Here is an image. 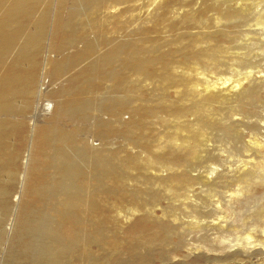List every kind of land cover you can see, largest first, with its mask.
Instances as JSON below:
<instances>
[{
    "label": "rangeland",
    "instance_id": "1",
    "mask_svg": "<svg viewBox=\"0 0 264 264\" xmlns=\"http://www.w3.org/2000/svg\"><path fill=\"white\" fill-rule=\"evenodd\" d=\"M64 1L40 6L26 25L15 22L20 40L1 55L11 62L23 47L30 49L45 22L30 110L0 109L8 150H16L20 128L26 136L15 171L9 173L0 157V264H264V23L257 25L247 11L251 22L229 24L238 18H226V11L236 9L239 0H210L212 9L205 0H134L132 6L124 2L109 9H123L114 28L102 20L106 8L93 24L88 0L80 14L74 13L80 0ZM219 10L223 15L216 18ZM87 44L94 53L79 57ZM194 56H201L199 65L189 71L183 63ZM150 59L158 62L156 69L188 77L202 95L219 91L236 105L243 88L254 92L253 101L243 102L245 117L225 111L221 125L207 130L201 157L181 168L154 160L189 149L163 135L185 121L199 130L206 117L175 118L166 110L190 106L195 96L131 70L130 64ZM20 60L27 68L28 60ZM86 89V101H76L75 92ZM64 98L67 115L59 111ZM118 103L147 114L148 132L118 130L105 142L99 124L123 129L130 123V109L117 120L108 113L107 107ZM219 108L206 112L220 115ZM235 117L240 121L232 126ZM43 133L49 141L41 146ZM144 137L150 151L138 144ZM180 170L196 180L178 195L155 177ZM243 171L250 172L247 181L239 180Z\"/></svg>",
    "mask_w": 264,
    "mask_h": 264
},
{
    "label": "bare ground",
    "instance_id": "2",
    "mask_svg": "<svg viewBox=\"0 0 264 264\" xmlns=\"http://www.w3.org/2000/svg\"><path fill=\"white\" fill-rule=\"evenodd\" d=\"M7 1L8 0H0V58H1V55L3 53H9L12 50L13 44L16 43L18 40H20V35L18 34L17 31H14V29H13L14 23L18 22L21 25H26L28 22L32 21L33 15H35L34 12L36 11L37 8L40 10V6L42 7V5H44L45 7L46 6L49 7V5L52 3V0H9L8 4L6 3ZM60 1H61V3L66 2L64 0H60ZM133 1L134 0H106V1H103V0L102 1L101 0H90L89 1L88 0V4L91 7V9H90L91 10V13H90V20L91 21H90V23L92 22L93 24L94 23L96 24L98 21H100V16H99L98 12L100 9L106 8L108 10V12L103 16L104 19L102 18V20L108 22L109 25H111V27H114V25H115L114 28H117L118 24L121 23V19L118 20L117 16L118 15L121 16V14H122L121 12L123 9L118 10V13H114L112 10H109V9L118 8L119 5H121L124 2H127V3L130 2V5L132 6L131 3H133ZM209 1L210 0H205L206 5H208L206 8L207 9L216 8V5L212 2H211L212 3L211 4ZM262 1L263 0H239V1H237L236 9L226 11L225 17L233 19V16H236L238 19L228 20V21H229V24L232 23V24H235L236 26H238L241 19L245 20L246 22L247 21L251 22L250 19L246 15V12L249 11L251 13V15H253V17H254V18L252 17L253 21H255V23L257 25L263 24L264 23V13H262V12H260V10H258L259 9L258 5L260 3H262ZM257 2H259V3L255 4ZM83 4L86 5L87 2L80 0V3H78V5H75L77 7V8L74 7V13L75 14L81 13L80 7ZM130 5H129V7L131 9ZM127 7H125V9ZM167 9L169 10V8H167ZM188 13H190V12H188ZM221 15H223V11L219 10L218 16L216 18L221 17ZM159 16H161V15H159ZM75 17H77V15H75ZM45 18H46V16L43 15L42 20L45 21ZM216 23H217V20L215 19V24ZM16 25H18V24H16ZM158 25L159 24H157V23L154 24V28H156ZM163 25L174 27V25H176V24L174 23L171 25V24L163 23ZM44 27H45V22H43V24L41 26L42 30L40 31V33H38L34 37V39H33L34 44H31L30 49L23 47V49L20 52H18L17 57L15 59H13L12 61L10 60L11 62H6V60L3 61L1 58L2 61L0 60V109L5 108L6 111H8L10 113H14L16 111L20 112V110L26 111L32 105L31 100L34 97L35 92L37 91L36 86H38L37 85L38 84L37 75H38V72L40 69V55H41V41H42L41 38H42V32H43ZM177 27H178V25H177ZM41 28H39V29H41ZM21 36H24V39L26 40L29 37V34L28 35H22L21 34ZM225 39L228 40V41L226 40V42H231V39L229 38V36H227ZM216 47L219 48L220 46L217 45ZM93 50H94V46L87 44L83 50H79L76 54L79 57H83L90 52L94 53ZM200 57L201 56H194L193 60H188L187 62H184L183 66L186 67V69L189 71L195 69L199 65L198 62L200 61V59H199ZM20 59L28 60L27 61V68L24 69L21 67V60ZM210 59L213 61V58H210ZM49 62L54 63L53 60H49ZM157 64H158V62H156L154 59H150V60H146V61H138L137 60V62L130 64V68L137 75L144 76V77L148 78L149 80L151 79V80L156 81L158 83H162L164 85V87H167V88H174V87L175 88H186L188 90V92L186 93L187 95H189V96L194 95L195 96V97L193 96L194 97V103L193 104L189 103V104H191L190 106L182 105V106H176L175 107L173 105H169L168 108H166V110L168 112H170L175 118L184 117L186 115H195L198 120H201L203 117H206L202 121L199 130L193 129L191 122L185 121V122L179 123V125L174 128L177 130H170L171 131L170 133L167 132V133H164V135H163V137L167 136L166 138H175L177 141L178 140L183 141L182 144L183 143L190 144L188 146L189 149H188V151L177 154V155L171 154V156H166L167 154L165 155V153H164L165 156L164 155L154 156V160L157 163L164 165V166H168L170 168H173V167L174 168L175 167L181 168V167L185 166L187 164V162L197 161L201 157L199 154V150H200L201 145H203L204 137L206 136L207 130H210L209 128L221 125V123H222L221 121L223 119L222 115L225 111H226V113H229V114L234 113V114H239V115L241 112L242 113L244 112L243 116L245 117V112L248 110H246L243 102H246V101L251 102L254 100L255 96L253 94L254 93L253 89L250 90V89H248V87H245V88H243V90H245V92L243 91V95H245L243 97L244 99L240 98V99L236 100L237 104L234 105V104L230 103L232 100V97H230L229 99H226V96L219 91H215V90L211 89L208 91L207 95H202L200 93V91L193 89V83L190 79H188V77H186V78L173 77L170 73H167L169 70L166 72H163L159 69H156L155 66H157ZM150 67H154V68L152 70H150ZM240 82L241 81H239L238 84H241ZM239 93H242V92H239ZM89 94H90V91H88L87 89L84 90L83 92L77 91L74 94L75 95L74 98L76 99V101L81 103L83 101H86L85 99L87 96H89ZM197 96H200V99L196 98ZM21 97L23 98V102H24V105L22 107L18 106L19 103L17 104V99L21 98ZM67 101L65 98L62 99L60 102L61 107L59 108L60 113H63L65 115L70 113L68 107H66L68 105ZM128 104L126 105L124 103L123 104L118 103V104H114V105L107 107L108 113H110L111 116L115 120L119 119L120 114L125 109H130L132 111L131 113H133V114H132V117L130 119L129 125L123 127V129L116 127V126H113L112 124H108V123L99 124L97 126L98 127L97 130H99L101 132L105 142L109 140L110 135L117 133L118 130L122 131L124 133H128V131L133 130L134 128L137 127L139 129H143L141 131L148 132L147 124L145 122V116L147 114L145 115L140 110H138L135 107L128 105ZM178 105H180V104H178ZM209 106H213V107L220 106L219 110L221 111L220 112L221 116L220 115H216V116L208 115L206 111H207V108ZM51 107H52V104L48 103L46 106V109L49 110ZM87 108H88V106L86 104H84V106L80 110H82V112H84ZM261 108H262V106H261ZM80 110H76L74 113L78 116H80V115L84 116V114ZM138 111H140V112H138ZM242 113H241V115H242ZM252 114H253V111H252ZM81 118L85 119V117H81ZM239 121H240L239 118H236V117L232 118V126H233V123H234V125H237V123ZM241 124H242V122H241ZM117 128H119V129H117ZM22 129L23 128H20L19 129L20 131L18 130L19 132H17L19 135L18 142H17V148H16V150H14L12 152L11 150L10 151L8 150V145L6 142L8 135H9V130H2V127L0 125V157L1 158L3 156L5 157V159L3 160V161H5L4 167L9 171V173L11 172L12 169L13 170L15 169V165L17 163L16 158H17L18 154L20 153L21 149H23L25 144H26V136H25V133ZM62 136L63 135L60 133V134H58L57 137H62ZM39 141H40V145L44 146L48 143L49 136L46 133H43V135L40 137ZM138 144H140L141 147H143L145 150L150 151L152 148L150 145L151 143H150L149 139L147 140L146 137L138 140ZM158 150H160V149H158ZM165 151H166V149H165ZM1 158H0V163L3 162L1 160ZM149 158H151V157H149ZM155 177L160 179L161 182H167V184L169 183L168 185L170 186L171 189H173V191L177 195L180 193V191L185 190L186 187H188L191 183H193L196 180V177L191 176L185 170H182V171L180 170V171L174 172V173H168L167 175L158 174ZM249 177H250V172L249 171H245V172L243 171L239 175V180L240 181H247L249 179ZM121 179L122 178H120L119 180H121ZM207 181H209V180L207 179ZM1 192H3V191H0V194H2ZM0 197H1V195H0ZM164 228H167V227H164Z\"/></svg>",
    "mask_w": 264,
    "mask_h": 264
}]
</instances>
